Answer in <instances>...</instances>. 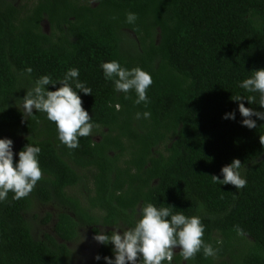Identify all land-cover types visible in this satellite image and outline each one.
I'll return each instance as SVG.
<instances>
[{
    "label": "trees",
    "instance_id": "16d2710c",
    "mask_svg": "<svg viewBox=\"0 0 264 264\" xmlns=\"http://www.w3.org/2000/svg\"><path fill=\"white\" fill-rule=\"evenodd\" d=\"M112 60L151 75L147 106L105 79L100 65ZM70 68L92 90L77 95L95 125L76 149L59 141L45 113L24 118L21 107L40 76L58 81ZM260 68L264 0H0V139L12 140L17 161L26 144L39 147L43 171L28 197L9 192L0 201V264H70L67 243L80 242L82 229L131 228L145 202L199 216L204 241L218 249L189 261L177 251L171 264H264V120L251 117L249 129L238 109L264 112L258 94L239 87ZM145 111L150 118H136ZM233 159L242 163V189L211 179L222 180ZM34 201L57 204L53 234L33 235ZM113 247L98 243V264L114 260Z\"/></svg>",
    "mask_w": 264,
    "mask_h": 264
},
{
    "label": "clouds",
    "instance_id": "9594fccd",
    "mask_svg": "<svg viewBox=\"0 0 264 264\" xmlns=\"http://www.w3.org/2000/svg\"><path fill=\"white\" fill-rule=\"evenodd\" d=\"M95 2V0H92ZM135 13L126 14V22L135 23ZM106 80L114 84V90L127 94L134 91L136 94L135 104L142 102L147 106L150 102L147 90L152 85L151 75L140 67L131 69L124 68L116 60L102 62L100 65ZM25 72L31 74L32 69L26 68ZM79 70L70 68L62 79L53 81L49 75L40 76L30 90L21 99L24 118L33 116L36 112L46 114L49 121L56 125L59 141L69 149L79 147L81 137L92 135L95 126L91 116L82 107L83 101L77 95L82 92L91 95V88L78 80ZM74 82V90L72 83ZM59 84L55 91H47L45 86ZM239 87L249 93H257L258 104L264 108V68L251 72L249 78L243 80ZM125 95V99H128ZM232 100L241 101L243 97L237 95ZM248 103H256L255 96L247 98ZM109 102L108 107H111ZM119 110V105H116ZM239 113L244 119L242 125L249 129L256 127V122L251 117L264 120V112L254 111L238 104ZM150 112H137L136 118H150ZM225 119H234V113H227ZM259 142L264 146V135L259 136ZM13 142L10 139H0V201L7 199L12 192L13 199L26 198L34 190L38 181L43 178V171L39 166V147L26 144L16 155L19 159L14 160L12 151ZM94 146V144H93ZM242 163L239 159H233L228 165L221 168L223 179L211 176L214 183L230 184L236 189L246 187L247 181L240 175ZM173 206L157 207L152 203L145 202L139 209V216L131 228L123 231L113 229L110 235L98 232L93 239L113 247L114 260L104 257L106 264H171L176 255L175 249L179 248V255L184 261L193 260L198 253L203 252L205 258L215 257L218 249H214L203 239L205 226L199 216H186L182 212L173 213ZM237 234H243L237 227ZM95 259L101 257L97 255Z\"/></svg>",
    "mask_w": 264,
    "mask_h": 264
},
{
    "label": "rangeland",
    "instance_id": "374dc122",
    "mask_svg": "<svg viewBox=\"0 0 264 264\" xmlns=\"http://www.w3.org/2000/svg\"><path fill=\"white\" fill-rule=\"evenodd\" d=\"M126 48V47H125ZM126 50H128L126 48ZM13 151V147H12ZM57 204H42L38 201H34L32 207L27 211V218L31 225L32 233L35 237H42L44 233L49 232L52 221L54 220L53 212L57 211ZM51 215L50 219L46 221V215ZM90 236L88 229H84L83 233H86ZM87 240H89L87 242ZM94 240V239H93ZM91 238L88 237L85 241L86 246L80 244L79 241L75 242L74 250L75 253L71 259L70 264H91L93 262V253ZM81 245V246H80ZM86 248V249H85Z\"/></svg>",
    "mask_w": 264,
    "mask_h": 264
},
{
    "label": "flooded vegetation",
    "instance_id": "af4514ba",
    "mask_svg": "<svg viewBox=\"0 0 264 264\" xmlns=\"http://www.w3.org/2000/svg\"><path fill=\"white\" fill-rule=\"evenodd\" d=\"M92 4L94 3V2H92V0H89ZM43 27L45 28V30L46 29H48L49 28V24L47 23V22H44L43 23ZM57 212V211H56ZM56 212H53V214L52 215H54ZM52 224H53V221H52ZM52 224H51V226H52ZM50 226V230H49V233L50 234H53V226L51 227ZM98 227V229L100 230V231H102L103 229H101V227L100 226H97ZM80 230H81V228H79V232H80ZM88 231H89V233H90V236H88L87 235V233H83V229L81 230V238H82V240L80 241V244L81 245H83V246H86V244H85V241H86V239L88 238V237H90L91 238V241H93V245H94V247L92 248V253H93V262L91 263V264H98V262H97V259H95V257H96V252H97V245H98V243L99 242H97L96 240H93V237H94V235H96V234H94L90 229H88ZM85 234H86V236H85ZM89 240H87V242H88ZM67 245L69 246L70 245V247L72 246V247H74L75 246V243L73 244V243H67ZM80 245V246H81ZM87 247V246H86ZM86 249V248H85ZM175 251L177 252V251H179V248H177V249H175Z\"/></svg>",
    "mask_w": 264,
    "mask_h": 264
}]
</instances>
